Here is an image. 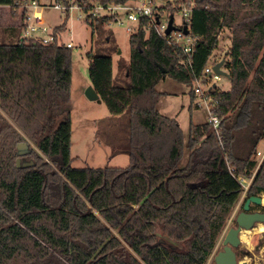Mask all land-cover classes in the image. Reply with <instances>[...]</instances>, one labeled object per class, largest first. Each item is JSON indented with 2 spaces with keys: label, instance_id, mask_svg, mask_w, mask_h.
Segmentation results:
<instances>
[{
  "label": "trees",
  "instance_id": "1",
  "mask_svg": "<svg viewBox=\"0 0 264 264\" xmlns=\"http://www.w3.org/2000/svg\"><path fill=\"white\" fill-rule=\"evenodd\" d=\"M128 1L75 2L88 12L94 2ZM98 19L109 20L87 21ZM0 28V264H207L242 195L237 175L258 166L247 194L264 191V159L255 158L264 138V0H196L191 65L142 19L130 37L128 87L113 85L111 57L88 53L90 84L111 114L128 112L126 167L72 165L73 48L22 40V24ZM226 28L232 87L208 92L219 129L191 123L186 136L159 111L157 86L167 76L192 85Z\"/></svg>",
  "mask_w": 264,
  "mask_h": 264
},
{
  "label": "rangeland",
  "instance_id": "2",
  "mask_svg": "<svg viewBox=\"0 0 264 264\" xmlns=\"http://www.w3.org/2000/svg\"><path fill=\"white\" fill-rule=\"evenodd\" d=\"M156 1L163 3L165 0ZM40 2L45 24L54 28L66 23V29L61 33L60 39L63 42L73 41L75 44L72 49L73 74L69 103L72 118V165L74 167L128 166L130 163L129 155L126 152L129 137L128 112L113 115L105 102L90 100L85 94L90 85L88 53L112 58L114 86L128 87L131 84L128 68L131 61L130 37L133 32H129L126 28L128 24L126 12H119V18L126 21L125 25H120L117 22H105L100 19L92 25L87 21V15L77 6L66 13V11L54 7V4L59 2L58 0H40ZM0 6V14L7 15L5 20L0 22L2 26L20 23V10L14 13L11 5ZM167 9L162 15V21L166 22L171 14H174L175 23L180 24L182 14L172 11L169 6ZM12 18H17L18 21L13 22ZM0 32L3 34L1 28ZM180 41L185 44L187 38L184 37ZM231 44L232 32L226 28L220 34L212 51L211 61L226 56ZM212 84L224 91H228L232 87L231 78L226 75H221L220 79L215 80ZM201 85L204 90L209 88L207 83ZM195 87L196 82L188 85L170 76H167L157 86L158 90L163 92L158 103L159 111L169 117L177 118L186 136L190 131L191 123H201L209 119L206 107L197 105L201 98L194 96L192 99L190 91L191 89L194 91ZM259 148L264 149V138L261 140ZM235 211L234 208L226 227L231 224ZM244 234L246 238L247 235H250L247 232ZM247 246L249 245L247 244ZM218 250H222V244L218 245ZM245 260L248 264L252 263L251 259L246 258ZM252 261L255 262V260ZM208 264H215L214 256Z\"/></svg>",
  "mask_w": 264,
  "mask_h": 264
},
{
  "label": "built area",
  "instance_id": "3",
  "mask_svg": "<svg viewBox=\"0 0 264 264\" xmlns=\"http://www.w3.org/2000/svg\"><path fill=\"white\" fill-rule=\"evenodd\" d=\"M58 1L59 2L54 4V7L61 11L64 10L66 13L77 6L87 15L86 18L89 16L94 18L107 16L109 19L108 22H117L120 25L126 24V21L119 18V12L125 11L128 21L126 28L129 32H135V29L140 21L147 18L149 19V24L155 26L156 31L160 36L164 37L170 43L181 45V49L188 56L189 65L192 64V56L200 36L192 35L191 32H189V34H185L183 29L187 26L191 30L193 9L196 5V0H165L163 3H157L156 0H131L126 3H110L109 5L94 2L93 8L88 12H85L84 8L74 0H68V3L63 2L62 0ZM167 6H169L172 11L182 14V22L180 24L175 23L174 14H171L170 18L173 16V24L176 29L172 30L169 34L166 33V30L169 26L170 18L166 22L162 21V15L168 10ZM41 8L42 4L40 0H22L17 7L12 8L14 13L20 10L21 19L19 24L23 25L21 39L26 41L39 40L44 44H64L68 48H73L75 45L73 41L63 42L60 39L61 34L56 31V27L50 28L45 24ZM184 37L187 38V42L185 44L180 41ZM222 58H225V56H221L218 59L211 61L210 56V59L205 65L201 75L194 79V82H196L194 93L196 98H201L197 105L200 107H206L208 111V120L212 123L213 128L216 130L219 129L221 123V117L214 111L218 102L214 101L213 97L209 95L208 92L212 90L215 85L212 83L215 80H219L221 77V75L213 71V67ZM203 83H207L209 85L207 90L202 88L201 84ZM255 158H259L258 160L261 162L264 159V149L262 150L258 147ZM257 168L250 176L245 174L237 175V178L243 187L242 196H244L250 188Z\"/></svg>",
  "mask_w": 264,
  "mask_h": 264
},
{
  "label": "flooded vegetation",
  "instance_id": "4",
  "mask_svg": "<svg viewBox=\"0 0 264 264\" xmlns=\"http://www.w3.org/2000/svg\"><path fill=\"white\" fill-rule=\"evenodd\" d=\"M247 193L244 196L241 195L239 202L235 207L236 211L231 224L227 227L225 226L208 262L211 260L212 256L215 257L219 244H222V250L226 246L224 244V239L227 233L231 229H237L240 227L238 217L242 214L243 224L239 231V244L236 246L230 244L235 253L236 264H248L247 260H245L246 258L249 260L251 259V264H264V219L253 221L251 216L253 214H258V216L260 215L261 217H264V191H261L256 195H248ZM256 197L260 200L257 201L255 199ZM249 224H251L250 227H247ZM244 232L250 233V235H247V239L242 238ZM247 244L249 246H247ZM219 251L220 250H218L217 253ZM243 258L245 259L243 260ZM252 260H255V262L253 263Z\"/></svg>",
  "mask_w": 264,
  "mask_h": 264
},
{
  "label": "water",
  "instance_id": "5",
  "mask_svg": "<svg viewBox=\"0 0 264 264\" xmlns=\"http://www.w3.org/2000/svg\"><path fill=\"white\" fill-rule=\"evenodd\" d=\"M174 18L173 16L170 18L169 20V26L166 30V33L169 34L171 33L172 30L176 29V27L173 24ZM184 33L185 34H189L190 29L185 26L184 27ZM225 58H222L219 62H217V64H215V66L213 67V71L219 75H226L228 77H230L229 72L225 69ZM165 71V69H164ZM216 86V85H214ZM86 96L90 99V100H96L98 102H101L102 99L99 97V94L97 93V91L95 90V88L93 87L92 84H90L88 86V88L86 89L85 92ZM28 152V145L27 143H20L18 146V153L19 155H24ZM33 162L32 161H27V160H23L22 158H18L17 159V165H23V166H29L32 165ZM257 201H259V198H255ZM253 218V221L257 220V219H264V217H261L260 215L258 216V214H253L251 215ZM261 217V218H259ZM238 222L240 227L237 229H231L225 239H224V244L226 245L223 250H220L214 257L215 259V264H236V258H235V253L232 250L231 245H238L239 244V231L241 230V226H242V214L239 215L238 217ZM251 224H249L247 227H250ZM231 244V245H230Z\"/></svg>",
  "mask_w": 264,
  "mask_h": 264
},
{
  "label": "crops",
  "instance_id": "6",
  "mask_svg": "<svg viewBox=\"0 0 264 264\" xmlns=\"http://www.w3.org/2000/svg\"><path fill=\"white\" fill-rule=\"evenodd\" d=\"M8 15H9V13H8ZM6 14L5 13H3V14H0V22H2V20H5V18H6ZM12 19H14L13 20V22H15V21H18V19L17 18H12ZM0 27H2V23H0ZM0 36L2 37L3 36V34L0 32Z\"/></svg>",
  "mask_w": 264,
  "mask_h": 264
},
{
  "label": "bare ground",
  "instance_id": "7",
  "mask_svg": "<svg viewBox=\"0 0 264 264\" xmlns=\"http://www.w3.org/2000/svg\"><path fill=\"white\" fill-rule=\"evenodd\" d=\"M263 227H264V226H263ZM242 238H243V239H247L246 236H245V234H242Z\"/></svg>",
  "mask_w": 264,
  "mask_h": 264
}]
</instances>
